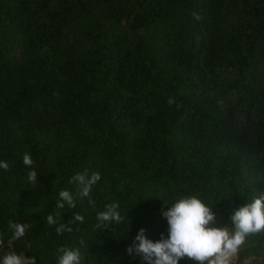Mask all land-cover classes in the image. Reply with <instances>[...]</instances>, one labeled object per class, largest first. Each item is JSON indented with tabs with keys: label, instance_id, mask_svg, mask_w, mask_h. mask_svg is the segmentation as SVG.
Wrapping results in <instances>:
<instances>
[{
	"label": "trees",
	"instance_id": "16d2710c",
	"mask_svg": "<svg viewBox=\"0 0 264 264\" xmlns=\"http://www.w3.org/2000/svg\"><path fill=\"white\" fill-rule=\"evenodd\" d=\"M0 161V252L27 224L13 247L36 264L62 248L138 264L126 249L164 230L160 199L196 196L225 226L264 194V0H0ZM78 173L100 176L87 197ZM112 203L123 222L97 226ZM250 259L264 264V233L236 264Z\"/></svg>",
	"mask_w": 264,
	"mask_h": 264
},
{
	"label": "clouds",
	"instance_id": "9594fccd",
	"mask_svg": "<svg viewBox=\"0 0 264 264\" xmlns=\"http://www.w3.org/2000/svg\"><path fill=\"white\" fill-rule=\"evenodd\" d=\"M22 163L31 169L33 160L25 153ZM7 168L8 164L0 161V169ZM27 180L36 183V171L30 170ZM99 180L100 176L97 173L91 176L87 173H78L70 182L79 185L80 196L87 197L91 187ZM153 197L160 199L151 195L145 200ZM253 197L247 204L233 207L227 224L223 227L214 226L216 215L212 211L213 206H209L196 196L177 198L170 204L160 199L163 202L160 217L164 221V230L154 240L148 237L145 228L138 229L131 245L126 249V254L134 260L138 258V264H180L185 259L192 264H232L233 257L238 256L247 237L264 233V194ZM56 206L59 209L66 206L74 207L72 193L68 190L60 191ZM74 219L81 221L83 217L77 214ZM96 219L97 226L108 227L111 223L123 222L124 217L119 211V205L112 203L106 205L103 211L97 212ZM47 221L50 225L55 223L51 215L47 217ZM8 227L11 235L6 249L0 252V264H36L35 258L26 256L25 252L15 251L13 247L15 241L25 236L29 226L10 222ZM64 230V225L56 228L57 234ZM0 247L4 246L0 244ZM59 252L57 264H81L77 249L62 248Z\"/></svg>",
	"mask_w": 264,
	"mask_h": 264
},
{
	"label": "rangeland",
	"instance_id": "374dc122",
	"mask_svg": "<svg viewBox=\"0 0 264 264\" xmlns=\"http://www.w3.org/2000/svg\"><path fill=\"white\" fill-rule=\"evenodd\" d=\"M236 263H237V256L233 257V261H232V264H236ZM244 264H260V263H258L257 261H255L253 259H250V260L246 261Z\"/></svg>",
	"mask_w": 264,
	"mask_h": 264
}]
</instances>
